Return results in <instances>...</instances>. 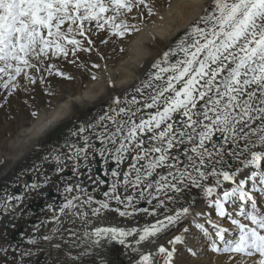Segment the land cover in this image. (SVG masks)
<instances>
[{"label": "snow or ice", "instance_id": "6c2138e0", "mask_svg": "<svg viewBox=\"0 0 264 264\" xmlns=\"http://www.w3.org/2000/svg\"><path fill=\"white\" fill-rule=\"evenodd\" d=\"M143 10L154 14L151 0H0V90L14 94L21 76L29 84L37 79L43 83L41 72L71 79L50 61L71 55L70 62L76 63L78 52L94 50L96 31L121 39L139 31L130 21ZM133 92L130 98L114 97L95 120L73 131L72 139L65 141L66 151L55 149L44 157V162L49 157L54 162L56 177L44 176L43 185L56 187L65 201L58 207L47 205L56 225L52 231L77 237L78 230L65 224L75 225L77 219L91 224L85 206L92 217L116 212L127 218L141 213L156 217L164 208L172 214H161L162 219L143 227L100 226L83 233L101 248L108 241L133 247L127 238L135 236L133 251L140 253L135 264H153L152 254L141 252L139 245L154 242L191 215L192 197L188 206H168L199 189L217 215L237 229L232 232L209 219L217 237L212 250L232 254L230 259L239 256L237 264H264V210L257 200L264 195V0H211ZM97 160L107 180L94 172ZM69 170L75 183L63 175ZM82 176L96 186L94 191L108 185L102 199L88 191ZM25 188L39 192L41 184ZM74 191L77 194L70 197ZM0 192V213H15L16 205L26 199L7 189ZM142 201L152 207H139ZM233 207L239 218L229 211ZM196 226L207 234L203 224ZM33 229L38 232L40 225ZM225 233L234 238L226 239ZM181 242V236L169 241ZM28 243L36 245L38 240L29 237ZM10 248L21 262L33 256L32 249ZM8 252L0 245V257ZM158 253L165 257L164 264H172L175 248L161 245Z\"/></svg>", "mask_w": 264, "mask_h": 264}, {"label": "bare ground", "instance_id": "6f19581e", "mask_svg": "<svg viewBox=\"0 0 264 264\" xmlns=\"http://www.w3.org/2000/svg\"><path fill=\"white\" fill-rule=\"evenodd\" d=\"M210 2L211 0H151V5L154 8V14L148 15L147 10H143L142 16L137 15V18L131 21V23L137 24L139 31H134L132 38L126 39L128 42H124V54L121 56H114V53L111 49L113 44H110L111 40L107 34L104 31H96L92 36L93 40L95 41L94 50L92 51L93 54H88L85 52L77 53L76 61L80 63L79 66H70L63 58V60L58 62V67L60 69H64V72L68 74V76L72 77L71 79L54 78L53 75L49 76L47 73L41 72L38 75L45 76V81L43 83L38 79V82L35 84H29L23 78V76H21L19 78V83L24 82V85H21V87L14 94L8 95L6 92L7 90H0V112H4L5 109L9 110L10 108L13 110V107L20 105L23 111L22 115L28 114V119L31 120H29V122L26 118L20 117L18 120H8L6 123L5 118L4 120L2 119L3 122L0 121V161L3 158L6 159H4L6 165L2 168V170H0V189H4L3 182L8 181L11 183L13 180H17L18 175L26 172L28 178L26 181L24 180L26 182L25 184L38 182L41 184V189L39 192H33L30 189L25 188L24 184L22 188L18 190L20 193L26 191L30 194L33 193L36 196H43L45 193L52 195L54 193L53 190L57 188L53 187L51 184L46 186L43 185V180L44 176L46 175L52 176L55 179L56 173L53 170L55 166L50 168L47 167L49 168L47 170L42 166L43 169L38 171L36 174V166L44 162V155L46 154H44V152L42 153V151L39 153L38 148H36V150H33V148L35 146H40V149H48V147L56 146L57 144L59 145L60 140L66 134L67 129L71 126L74 128L78 124L77 121L81 122V120H83L85 117L91 115L93 111H96L98 107H104L106 109L109 105H111L114 97L119 96L123 98L124 96H131L134 94L133 90L141 83V81L146 78V75L151 70L153 63L160 58L163 52L174 45L179 37L188 30L190 25L197 21V19L204 13L205 8L210 4ZM93 64H99L100 67L93 68ZM81 65L85 66L83 70L76 69V67H81ZM34 71L35 70H33V72ZM94 76L95 79L93 78ZM35 112L37 115L33 116ZM75 114L80 120L76 121V119L71 118L75 117ZM35 118H39V121H35ZM8 132H11L10 137L8 136ZM10 149L11 151H9ZM256 150L260 149L258 148ZM31 154L36 156V164L27 165L23 162V160L28 159ZM263 164L264 163H262V170H264ZM99 165H101L100 161L97 160L94 165V172L100 175L102 179L104 178L107 180L108 178L104 177L103 173L100 172L101 168ZM28 166H31L29 170ZM250 171V168L243 170L237 179L239 180L240 178L247 176ZM65 173L67 174V171ZM68 174L72 177L73 183H75L77 178L72 176L71 171H69ZM80 179L84 181L88 191L93 192L97 199L103 198V192L106 191L108 187L107 184L100 186L99 190L94 191L96 186L92 185L91 182L87 180V177L82 176ZM209 183H211V181H209ZM60 186H63V181L60 182ZM225 187H230V185L226 183ZM8 194L12 195L11 191H9ZM76 194L77 193L75 191L73 195ZM2 195L3 193H0V196ZM182 195H184V199L180 203L171 204L168 207L172 208L173 210L178 209L184 204L185 201H189V197H192L195 200V203L192 204V214L183 218L176 225L171 226L163 233L159 234L158 237L155 238L154 242L139 245L141 252L151 253L154 260L158 257L159 246L163 245L170 249L167 240L175 231L176 226H179L181 223H191V225L203 224L204 228L207 229V234H205L202 229L196 226L192 232L193 241L191 242L193 243L194 239L198 236L197 240L200 241L199 246H201L202 243H207V245L210 244L206 251L201 248L197 250V254L202 252L204 253L205 261L203 263L207 264L212 262L214 264H237V261L240 260L239 256L237 259L236 257L234 259H230L232 254H217L212 250L211 240L213 241L217 239L215 234L216 229L208 223V220L212 219V217L210 215H204L201 216V220L197 222L196 218L198 216L196 213H199V210L202 209L206 203V199L203 197V194L200 192V190L192 189L189 193ZM260 198L262 197H257L258 204L261 206L262 210H264V201L260 200ZM155 203L156 202L153 201V204ZM95 206L96 205H93V207ZM138 206L149 208L152 207L143 201ZM185 206H188V204ZM83 210L89 212V219H91L92 216L88 206H85ZM205 212L207 211L205 210L201 213ZM23 213L24 212L18 214L20 216V214ZM165 213H167L166 215L172 214L171 212L166 211V209L161 208L157 212V216H159L158 218L163 217L161 214ZM232 213L235 218L234 211H232ZM104 215H107L108 217L111 216L113 219L120 217L116 212H105ZM11 216L14 217V213ZM38 216L41 217V221L49 220L50 222L51 213L48 212L47 208L44 211L38 213L36 217L38 218ZM19 218L22 217H18V219ZM92 218L95 219L91 224L77 219L75 225H68L66 223L65 227H72L75 229L81 228L83 230L86 228H93V226L99 224L100 218ZM122 218L126 220V225L143 227L145 225V221L147 222V220H149L150 222V220H153L151 221L153 223L157 217H152L141 213L132 218ZM2 219L3 218L1 217V220ZM12 219L13 218H11V220ZM61 219L64 218L61 217ZM226 219L216 220V225L229 229L232 232H236V226L231 224L230 221H227L225 224L221 225L217 223L218 221L223 222ZM193 221H195V223ZM20 222L22 225L23 219ZM21 225H19L17 229H23L24 231L28 229V227L25 229L26 226L24 224L22 226ZM210 227L212 228L211 230H209ZM15 229L16 228H11L8 230V233L6 232L7 234L2 233L0 235V245L9 248V252L3 257H0V264H13V260L25 264L23 263L24 261L21 262L20 260L16 259L18 255L17 253L11 251L10 246H14L19 249L24 248V246H29L33 251L36 245L39 246V243L42 244L46 242L49 243V246L46 247L44 245L45 248L41 246V248L33 251L32 257H26L30 264H135L140 256L139 252L133 251V247L135 246L134 242L136 239H132L134 241L131 240L130 243H132L133 247L123 245V247L127 246V249L125 254L121 256H118L119 253H116L118 252L116 249V252L113 253H106V249L103 250V252H97L96 250H92L93 252L85 250V253L87 254L84 253L82 257H79L76 260L70 258V260L67 259L66 261L63 258H65V256L68 254L66 251L69 246H73L75 249H83L79 246H76V237H69L67 233L63 232V230L60 232L42 230L40 233L28 230L27 232L29 234L31 233L32 235L21 236L19 233L15 232ZM213 229H215L214 233H212ZM43 235L52 237L53 241L51 239H40ZM33 236L38 240L36 245H30L28 240L23 242L20 240V238ZM225 237L226 239L231 238L229 237L228 233H225ZM207 239H210V241H207ZM56 245H60V247L58 248ZM120 247L122 246L120 245L119 248Z\"/></svg>", "mask_w": 264, "mask_h": 264}, {"label": "rangeland", "instance_id": "374dc122", "mask_svg": "<svg viewBox=\"0 0 264 264\" xmlns=\"http://www.w3.org/2000/svg\"><path fill=\"white\" fill-rule=\"evenodd\" d=\"M132 21V20H131ZM130 21V22H131ZM98 32V31H97ZM106 34H107V32L106 31H104ZM133 33L134 32H132V34H130V35H126L123 39H121V38H118V37H114V36H111L110 34H107V36L110 38V40H111V43L110 44H113V46L111 47V49H112V52L114 53V56H121L122 54H124V50H123V48H124V42L126 41V39H128V38H132V35H133ZM116 40H114V39ZM128 41H126V43H127ZM119 45H121V46H119ZM88 54H93L92 52L91 53H88ZM71 57V58H70ZM70 57L66 60V62L70 65V66H79L80 65V63L79 62H77L76 61V63H71L70 61L72 60V59H74L71 55H70ZM60 60H63L62 58H60V59H53L52 61H50L51 63H55L56 65L58 64V62L60 61ZM57 67H58V65H57ZM84 67L85 66H81V67H76V69H80V70H83L84 69ZM59 68V67H58ZM60 69V68H59ZM62 71H64V69H61ZM85 70H86V68H85ZM68 75V74H67ZM54 76V78H59V79H64L63 77H59V76H56V75H53ZM37 82H38V79H37ZM20 85H24V82H20ZM24 90V89H23ZM7 92V91H6ZM129 98H130V96H129ZM18 107V108H17ZM100 108V109H99ZM102 108H103V110H102ZM6 110V109H5ZM4 110V112H0V121L1 122H3V120H4V118L6 119L5 120V123L9 120H18L20 117L22 118V117H24V118H26L28 121L30 120V119H28V114H23L22 115V108H21V106L20 105H17V106H15V107H13V110L10 108L9 110L7 109L6 111ZM12 110V111H11ZM21 110V111H20ZM19 111V112H18ZM105 111V108L104 107H98V109H96V111H93L92 113H91V115H89V116H87V117H85L83 120H81V122H79V121H77V120H80L79 118H77V115L75 114V117H71V118H73V119H76V121H77V125L73 128V126H71V127H69L68 129H67V132H66V134L64 135L65 136V139H64V136L61 138V140H60V143H59V145L57 144L56 146H51V147H48V149L46 148V149H40V146L39 147H37V146H35L34 148H33V150H36V148H38V151H39V153H40V151H42V153L44 152V154H46V155H44V157H46V156H49V154L50 153H52L55 149H60L61 151H66V149L64 148V144H65V141H67V140H70V139H72V137H71V133L73 132V131H75L78 127H80L81 125H83V124H86V123H88V122H90V121H93V120H95L99 115H101L103 112ZM5 115H6V117H5ZM27 115V116H26ZM37 115V113L35 112L34 114H33V116H36ZM15 118V119H14ZM3 119V120H2ZM39 118H35V121H39L38 120ZM31 121V120H30ZM29 121V122H30ZM88 121V122H87ZM1 126V125H0ZM1 129H2V127H1ZM8 136L10 137L11 136V132H8ZM67 136V137H66ZM53 148V149H52ZM9 151H11V149L9 150ZM33 159H32V158ZM5 158H3V159H1V161H0V170H2V168L6 165V162H5V160H4ZM32 161V162H31ZM23 162L25 163V164H27V165H34V164H36V156L35 155H32L31 154V156H29V158L28 159H26V160H23ZM29 163V164H28ZM33 163V164H32ZM4 164V165H3ZM41 164H43V168L44 169H49L50 167H52V166H55V164H54V162L53 161H51V159H50V157H49V160L47 161V162H42ZM40 164V165H41ZM51 164V165H50ZM26 165V166H27ZM50 165V166H49ZM264 165V164H263ZM47 167H49V168H47ZM99 167L101 168V165H99ZM31 168V166H28V170ZM42 167L40 168V170H42L43 169ZM263 168H264V166H263ZM39 170V171H40ZM70 171V170H69ZM69 171H67V174L66 173H64L63 175L65 176V177H71L69 174H68V172ZM36 172V174H37V170L35 171ZM100 172H102V170H100ZM3 175V174H2ZM1 175V176H2ZM21 175H23V176H21ZM21 175H18L17 176V180L15 179V180H13L11 183H9L8 181H6V182H3V188L4 189H7V193L9 192V191H11V193H12V195H22L23 194V196H25L26 197V199L23 201V203H20V204H17L16 205V210H15V213H16V215H15V213H14V217H12L11 215H13V214H8V213H1L0 214V221H2V222H0V235L3 233V234H7L8 233V230L9 229H11V228H16L15 229V232H17V233H19L21 236H29V235H32L31 233L29 234L27 231L29 230V231H33V232H36V231H34V229L32 228L34 225H40L41 227H40V230L38 231L39 233L42 231V230H47V231H50V232H53L52 231V229L54 228V227H56L55 226V224L53 223V222H49L47 225H43V224H41V217L40 216H38V218L36 217L37 215H38V213H40V212H42V211H44L46 208H47V205L49 204V203H51V204H53V206L54 207H58L60 204H62V203H64L65 201H64V196H62L61 195V193L57 190V189H54L53 191H54V193L51 195V194H49V193H45L43 196H40V195H35V194H33L32 192V194H30L29 192H26V191H23L22 193H20L18 190H20V188H22V186L26 183L25 181L27 180V173L26 172H23V173H21ZM21 176V177H20ZM26 176V177H25ZM20 177V178H19ZM104 179V178H103ZM25 180V181H24ZM68 183H73V180H72V177H71V180H69L68 181ZM9 184V185H8ZM11 186H12V188H11ZM18 186V187H17ZM0 193H3V192H0ZM27 193H29V194H27ZM75 193V191L72 193V194H69V196L71 197L73 194ZM29 195V196H28ZM35 195V196H34ZM46 195V196H45ZM264 195H261V197L262 198H260V200H263L264 201V197H263ZM34 197H36V198H34ZM34 199V200H32V199ZM28 199V200H27ZM31 201H30V200ZM213 199H214V197H213ZM30 201V202H29ZM36 201V202H35ZM27 203V204H26ZM30 203V204H29ZM189 203V201H185L184 202V204L181 206V207H184L185 205H187ZM13 204H16V202L14 201L13 202ZM263 204H264V202H263ZM262 204V205H263ZM21 205V206H20ZM32 206V207H31ZM22 207V208H21ZM180 207V208H181ZM227 207V206H226ZM19 208H21V209H19ZM26 208V209H25ZM28 208V209H27ZM30 208V209H29ZM172 209V208H171ZM173 210V209H172ZM207 211V212H205L206 214H210V216L212 217V221H214L215 222V224H216V220H224V219H226V217H224V218H222V217H220V216H218L217 215V213H216V211L214 210V208H212L211 206H209V204L206 202L205 203V205H204V207L202 208V209H200L199 210V213H201L202 211ZM32 211V212H31ZM229 211H234V215H235V218H236V213H235V207H233V208H230L229 209ZM22 212H24L23 214L25 215H23V214H20V216H19V214L18 213H22ZM26 212V213H25ZM169 212H171V211H169ZM34 213V214H33ZM172 213V212H171ZM165 214H167V213H165ZM4 215V216H3ZM1 217L3 218L2 220H1ZM8 217V218H7ZM17 217V218H16ZM18 217H22V218H19L18 219ZM25 217V218H24ZM157 218L159 217V216H156ZM201 216H198L197 218H196V220H197V222H199V220H201V218H200ZM11 218H13L12 220H11ZM31 220H30V219ZM35 218V219H34ZM100 218V222H99V224H96L95 226H93V228L91 227V228H89V229H87L88 231H91L92 229H94L95 227H100V226H116V227H122V228H130V227H134L135 225H126L127 224V222H126V220L124 219V218H122V217H116V218H114L113 219V217H111V216H107V215H103L102 217H99ZM157 218H155V219H157ZM163 217H160V219H162ZM8 219V220H7ZM15 219H17V220H15ZM23 219V223H22V225L24 224L26 227H25V229H27V227H28V229L26 230V231H24L23 229L21 230V229H17V227L19 226V225H21V220ZM26 219V220H25ZM34 219V220H33ZM91 219H92V221L95 219V218H92L91 217ZM3 220H4V222H3ZM28 220V221H27ZM119 220V221H118ZM8 221V222H7ZM13 221V222H12ZM15 221H17V222H15ZM26 221V222H25ZM118 221V222H117ZM151 221H153V220H150V222H149V220H147V222L145 221V225H148V223H152ZM227 221H229L228 219H226L225 221H221V222H217L219 225H221V224H225ZM11 222V223H10ZM15 222V223H14ZM39 222V223H38ZM117 222V223H116ZM6 223V224H5ZM10 223V224H9ZM126 223V224H125ZM12 224H14V225H12ZM21 225V226H22ZM144 225V226H145ZM9 226V227H8ZM51 226V227H50ZM32 228V229H31ZM194 228H196V224H194V225H191V223L189 224V223H187V224H183V223H181L179 226H176V228H175V231L173 232V234L169 237V239L167 240L168 241V245H169V247H170V249L169 250H171V249H173V248H175V253H174V257H173V260H172V264H205V263H203L204 261H205V256H204V253L202 252V253H199V254H197V250L198 249H203V250H207L208 248L207 247H209V245L210 244H208L207 245V243L206 244H203L202 243V245L201 246H199V243H200V241L199 240H197V237L194 239V242L193 243H191L192 241H193V229ZM4 229H5V231H4ZM48 229H50V230H48ZM86 229H81V228H78L77 230V237L75 238V241H76V244L77 245H79V247L80 248H83V249H75L73 246H69L68 248H67V253H71V256H74L75 255V257H82V255L85 253V250H88V251H97V252H99V251H102L103 252V250H105L106 249V253H113V252H116V250L118 251V252H116L117 254H118V256H121V255H123V254H125V252H126V249H127V246H124L123 247V245H121L122 247H120L119 248V246H120V244L118 243V242H113V241H108V242H104L103 243V247L101 248V247H96L95 245H93L92 244V239L91 238H89V237H86V236H84L83 235V233H84V231L86 230ZM185 229H187V231H185ZM212 228L210 227V229L209 230H211ZM18 230V231H17ZM214 230L215 229H213V232L212 233H214ZM7 232V233H6ZM26 234H25V233ZM37 232V233H38ZM216 233V232H215ZM25 234V235H24ZM28 234V235H27ZM176 236H181L182 237V242L181 243H179V244H175V245H172V244H170L169 243V241H171V240H173ZM189 237V238H188ZM28 238L29 237H27V238H20V240L23 242V241H27L28 240ZM231 238H234V237H231ZM132 239H136L135 238V236L132 238V237H128L127 238V240L130 242ZM51 240L53 241V238L51 237ZM134 240H132V241H134ZM200 240H202V239H200ZM207 241H210V239L208 240L207 239ZM211 243H212V240H211ZM43 244V245H42ZM42 244H40L39 243V246L38 245H36L35 246V249L34 250H36V249H39V248H41V246L43 247V248H45V246L47 247V246H49V243H42ZM45 245V246H44ZM135 245V244H134ZM38 246V247H37ZM116 246V247H115ZM27 247V248H26ZM91 248H94V249H91ZM97 248V249H96ZM112 248V249H111ZM118 248V249H117ZM206 248V249H205ZM22 249H25V250H27V249H30V247L29 246H24V248H22ZM22 249H20V250H22ZM69 249V250H68ZM71 249V250H70ZM90 249V250H89ZM116 249V250H115ZM122 249H124V250H122ZM33 250V251H34ZM113 250V251H112ZM194 252H193V251ZM23 251V250H22ZM72 251V252H71ZM92 251V252H93ZM74 252V253H73ZM73 253V254H72ZM80 255V256H79ZM188 255V256H187ZM236 257V259H237V257L238 256H235ZM70 256L67 254L66 256H65V258H63L64 260H66L67 261V259L68 260H70ZM16 259L17 260H20V258L19 257H16ZM164 260H165V257L163 256V255H161V254H159L158 253V257L156 258V259H154L153 260V264H164ZM23 263H25V264H30V262H29V260H27L26 259V257H24L23 258ZM18 261H15V260H13V264H18L17 263ZM209 262H210V260H209ZM19 264H22V263H19ZM207 264H214V263H207Z\"/></svg>", "mask_w": 264, "mask_h": 264}]
</instances>
